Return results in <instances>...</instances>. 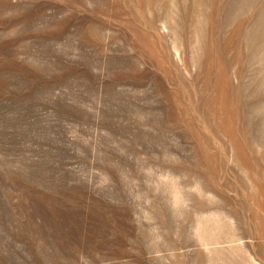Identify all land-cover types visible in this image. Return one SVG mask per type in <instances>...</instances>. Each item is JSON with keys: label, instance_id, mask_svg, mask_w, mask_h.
<instances>
[{"label": "rangeland", "instance_id": "obj_1", "mask_svg": "<svg viewBox=\"0 0 264 264\" xmlns=\"http://www.w3.org/2000/svg\"><path fill=\"white\" fill-rule=\"evenodd\" d=\"M0 264H264V0H0Z\"/></svg>", "mask_w": 264, "mask_h": 264}]
</instances>
